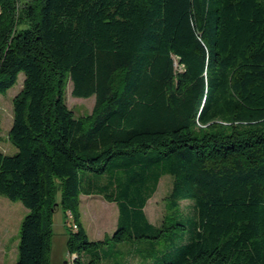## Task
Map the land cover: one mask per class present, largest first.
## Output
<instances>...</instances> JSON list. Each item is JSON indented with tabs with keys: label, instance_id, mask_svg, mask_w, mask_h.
Listing matches in <instances>:
<instances>
[{
	"label": "trees",
	"instance_id": "1",
	"mask_svg": "<svg viewBox=\"0 0 264 264\" xmlns=\"http://www.w3.org/2000/svg\"><path fill=\"white\" fill-rule=\"evenodd\" d=\"M30 11L19 21L17 0H0V94L25 74L17 152L0 151V194L28 209L14 264H50L58 192L75 264H100L112 243L141 264H264V0H36ZM68 78L74 96L95 95L89 114L68 106ZM167 174L172 213L156 225L145 207ZM82 194L117 204L111 237L89 238Z\"/></svg>",
	"mask_w": 264,
	"mask_h": 264
},
{
	"label": "rangeland",
	"instance_id": "2",
	"mask_svg": "<svg viewBox=\"0 0 264 264\" xmlns=\"http://www.w3.org/2000/svg\"><path fill=\"white\" fill-rule=\"evenodd\" d=\"M35 2L36 0H17V20L24 21V17L28 15L27 11L31 14L30 10H33ZM28 6L30 7L27 8ZM18 24L20 25V22ZM24 78V72H20L15 85L5 93L0 94V151L9 155L17 152V147L11 142L9 130L13 124V98L22 89ZM72 87V82L68 78L65 83L64 92L68 106L74 111L76 116L89 114L95 105V95L90 97H76L72 94ZM171 187L172 176L168 174L164 175L159 182L157 191L149 199L145 207L148 218L156 225H160L164 218L168 219L169 214L172 213L169 203ZM60 199L61 196L58 192V205L54 207L51 214L50 264H75L67 248L68 232L69 229L73 228L74 220L70 218V213L67 214L64 210ZM190 202L191 200L189 199L181 201L180 207L183 213H181V216L191 220L193 217L190 216L192 214ZM27 213L28 209L21 201H12L5 195L0 194V264H14V261H16L18 255L16 246L20 240V224ZM80 215L81 221L91 240L104 239L106 236L111 237L117 229L119 217L118 206L115 202L107 201L101 195L86 196L82 194L80 197ZM176 218L174 216L170 222L172 223ZM185 222L187 223L186 220ZM171 234L173 238L179 235L177 232ZM139 242L144 244L147 240L137 241L134 246L137 247ZM163 242L160 241L159 244L163 246ZM128 248V245L122 243H112L108 246L101 247L100 256L102 259L100 264H109L110 257H116V259L120 260V264H141V257L128 254L125 251ZM84 259L90 260L91 255H85Z\"/></svg>",
	"mask_w": 264,
	"mask_h": 264
},
{
	"label": "crops",
	"instance_id": "3",
	"mask_svg": "<svg viewBox=\"0 0 264 264\" xmlns=\"http://www.w3.org/2000/svg\"><path fill=\"white\" fill-rule=\"evenodd\" d=\"M16 247H18V243H17V246ZM15 262V261H14Z\"/></svg>",
	"mask_w": 264,
	"mask_h": 264
},
{
	"label": "bare ground",
	"instance_id": "4",
	"mask_svg": "<svg viewBox=\"0 0 264 264\" xmlns=\"http://www.w3.org/2000/svg\"><path fill=\"white\" fill-rule=\"evenodd\" d=\"M147 210V209H146Z\"/></svg>",
	"mask_w": 264,
	"mask_h": 264
}]
</instances>
